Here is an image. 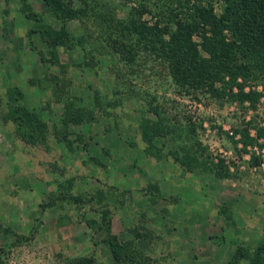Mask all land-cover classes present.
<instances>
[{"label":"rangeland","instance_id":"obj_1","mask_svg":"<svg viewBox=\"0 0 264 264\" xmlns=\"http://www.w3.org/2000/svg\"><path fill=\"white\" fill-rule=\"evenodd\" d=\"M69 6L78 16L62 22L42 0H0V264L79 258L112 264L104 241L110 236L137 253L139 264H225L238 246L264 243V96L252 109L179 89L166 62L125 27L134 20L174 32L177 21L195 19L196 7L212 6L219 16L220 2L70 0ZM28 12L40 21L26 18ZM44 26L64 27L65 44L44 42ZM13 87L23 94L20 102H8ZM250 89L264 94L262 85L244 91ZM15 103L44 123L36 144L10 119ZM68 110L91 118L72 123ZM143 120L176 126L182 148L224 160L230 177L185 172L165 155L176 136L147 143ZM188 126L195 131L186 138L181 128ZM244 128L255 142L239 156L236 131ZM146 147L162 157L147 156Z\"/></svg>","mask_w":264,"mask_h":264},{"label":"trees","instance_id":"obj_2","mask_svg":"<svg viewBox=\"0 0 264 264\" xmlns=\"http://www.w3.org/2000/svg\"><path fill=\"white\" fill-rule=\"evenodd\" d=\"M42 1L62 22L78 16V12L70 8V0ZM218 1L222 7L219 16L214 14L212 6L208 9L196 7L195 19L189 23L177 21L174 32L169 25L159 29L158 24H155L151 28L137 25L134 20L125 27L130 32L133 31L132 34L137 36L143 49L155 53L158 58L166 62L169 74L177 88L186 91L190 89L197 92L203 91L215 99L227 98L242 104L248 102L250 108L254 109L264 94L252 89L245 92L244 89L247 85H262L264 88V0ZM141 12H146V8ZM140 13L138 12L139 15ZM25 16L28 19L40 21L37 14L28 12ZM40 32L43 41L51 47L65 44L64 40L68 38L64 27L56 31L51 26H44ZM196 34L201 39L199 44L192 38ZM165 35H168V40L164 39ZM110 41L118 47L126 46L122 44V41L118 43L112 39ZM198 46L207 55L206 57L200 54ZM234 88L237 92H233ZM7 95L9 103L20 102L23 98L22 92L17 87L9 88ZM68 111L67 120L75 124L91 118V114L84 111ZM9 112L10 119L16 123L22 137L27 138L32 144L43 139L45 125L37 113L17 103L10 108ZM175 128L176 126L173 125L153 126L147 120H143L140 126L142 138L147 143L170 133L176 136L174 140L178 143L177 146H171L165 155L173 157L185 172H209L219 179L230 177L224 160L220 159L217 163H213L206 151L197 153L192 148H182L178 140L181 136H178L177 128ZM181 129H184L186 138L195 131V127L192 126ZM236 132L241 133L240 143L243 148L238 150L241 156L242 153H246V147L252 145L255 140L249 137L246 128ZM64 140L71 148L73 142L67 138ZM145 154L155 159L162 157L160 150H153L150 147L145 148ZM251 161L254 165L258 164L256 157H252ZM67 184L71 185L72 181H68ZM150 187L159 193L156 185L151 184ZM97 199L101 201L102 194H98ZM73 200L83 201L81 198H73ZM103 215L105 216V213ZM104 221H106L105 217ZM104 241L109 247L112 264H125L129 261L139 264L137 253L130 252L125 245L118 243L115 237L110 236ZM68 264H94V262L92 258H79ZM225 264H264V243L253 248L238 246Z\"/></svg>","mask_w":264,"mask_h":264}]
</instances>
